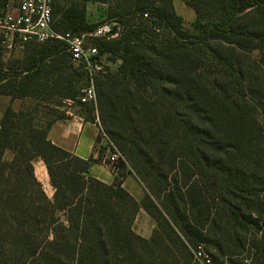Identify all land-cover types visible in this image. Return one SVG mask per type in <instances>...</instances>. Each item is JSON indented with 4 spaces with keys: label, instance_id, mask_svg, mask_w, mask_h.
I'll return each instance as SVG.
<instances>
[{
    "label": "trees",
    "instance_id": "16d2710c",
    "mask_svg": "<svg viewBox=\"0 0 264 264\" xmlns=\"http://www.w3.org/2000/svg\"><path fill=\"white\" fill-rule=\"evenodd\" d=\"M172 1L52 0L57 33L120 28L92 40L96 103L76 104L122 157L111 185L90 176L93 158L48 139L68 118L58 108L90 84L82 65L57 40L9 58L0 46V95L19 102L0 118V264H193L199 245L264 264V0H181L192 31ZM90 2L107 5L103 22H87ZM126 170L144 188L139 203L122 188ZM140 209L149 239L133 228Z\"/></svg>",
    "mask_w": 264,
    "mask_h": 264
},
{
    "label": "built area",
    "instance_id": "2783aa9c",
    "mask_svg": "<svg viewBox=\"0 0 264 264\" xmlns=\"http://www.w3.org/2000/svg\"><path fill=\"white\" fill-rule=\"evenodd\" d=\"M52 0H7L0 1V46L7 55L20 53L29 44H44L51 40L65 44L72 63L82 65L88 73L89 85L81 89L71 104L96 103L93 76L101 70L98 50L88 41L98 38H115L120 28L115 22L105 23L92 32L75 35L57 33L53 29ZM146 18L147 15L144 14ZM69 114V112H67ZM92 158L107 167L113 174L118 172L122 160L120 153L99 127ZM193 264H213L212 256L203 245L191 249Z\"/></svg>",
    "mask_w": 264,
    "mask_h": 264
},
{
    "label": "crops",
    "instance_id": "0c3cea01",
    "mask_svg": "<svg viewBox=\"0 0 264 264\" xmlns=\"http://www.w3.org/2000/svg\"><path fill=\"white\" fill-rule=\"evenodd\" d=\"M106 10V4L98 2L88 3L86 6L87 22H103L106 17ZM8 106L17 109L19 107V102L12 101L7 96L0 95V118ZM98 132L99 127L96 124L84 121L78 111H74L69 112L67 119L57 121L51 126L48 132V139L53 145L73 154L79 159L88 160L92 158ZM127 171L128 170H126L125 175L122 178V188L139 203L144 197V188L136 176ZM34 172L36 178L43 186V189H45V193L52 198L53 190L49 184L48 174L42 161H37L35 163ZM89 173L91 177L105 185H111L114 182L115 174L100 163H93L90 166ZM137 222L146 225V229L143 231L136 230L135 226L137 225ZM133 228L137 235L144 239H149L154 230V222L145 211L140 209L136 215Z\"/></svg>",
    "mask_w": 264,
    "mask_h": 264
},
{
    "label": "rangeland",
    "instance_id": "374dc122",
    "mask_svg": "<svg viewBox=\"0 0 264 264\" xmlns=\"http://www.w3.org/2000/svg\"><path fill=\"white\" fill-rule=\"evenodd\" d=\"M167 0H154V5L156 7H162L164 3H166ZM173 7H174V11L176 13L177 16H180L183 19V26L185 30L188 31H192V25L195 22V13L194 11L189 8L188 6L185 5L184 2H182L181 0H173ZM97 23H101L100 21H98ZM162 37H164L165 39H169L170 35L165 34V33H161ZM87 43H92V41H88ZM251 59H257L259 57V54L257 51L252 52V54L250 55ZM5 58H9V57H15V55H4ZM233 58H235L236 60L238 59H242V55L239 52H235V54L233 55ZM247 63V61H246ZM246 70V73L252 75L254 77V74L249 70V68H244ZM34 102H31L30 100H25L24 101V106L25 107H29L31 108ZM62 111H66V112H74V111H78V108L76 107V104H71L68 102H63V104L58 108ZM41 114H39L38 116H40ZM10 154L7 155V157ZM35 166V163H34ZM43 188V186H42ZM45 190V189H43ZM52 191V190H51ZM45 192V191H44ZM46 194V193H45ZM46 196L51 199V196L46 194ZM136 230H144L146 229V225H142L140 222H137V225L135 226ZM206 249V248H205ZM207 250V249H206ZM208 252H210L211 256H212V260H213V264H249L250 263V259H251V254L253 253V251H246L244 254L239 255V256H223V257H218L215 250L212 249H208ZM246 259L247 261L244 262L243 260Z\"/></svg>",
    "mask_w": 264,
    "mask_h": 264
}]
</instances>
